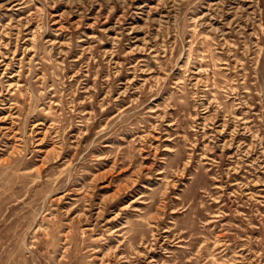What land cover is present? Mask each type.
<instances>
[{
    "label": "rangeland",
    "instance_id": "374dc122",
    "mask_svg": "<svg viewBox=\"0 0 264 264\" xmlns=\"http://www.w3.org/2000/svg\"><path fill=\"white\" fill-rule=\"evenodd\" d=\"M0 264H264V0H0Z\"/></svg>",
    "mask_w": 264,
    "mask_h": 264
}]
</instances>
